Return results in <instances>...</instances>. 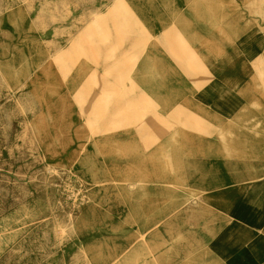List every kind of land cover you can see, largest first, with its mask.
Listing matches in <instances>:
<instances>
[{"label": "crops", "instance_id": "0c3cea01", "mask_svg": "<svg viewBox=\"0 0 264 264\" xmlns=\"http://www.w3.org/2000/svg\"><path fill=\"white\" fill-rule=\"evenodd\" d=\"M41 1L36 13L50 10L43 39L59 48L42 78L73 96L83 135L115 151L100 160L104 183L123 191L115 203L130 206L138 231L147 206L158 236L175 222L194 237L202 222L187 208L208 201L235 214L216 243L225 264H264V199L245 196L246 184L207 189L198 177L218 158L264 162V0ZM199 189L207 197L191 196ZM173 205L182 212H158Z\"/></svg>", "mask_w": 264, "mask_h": 264}, {"label": "rangeland", "instance_id": "374dc122", "mask_svg": "<svg viewBox=\"0 0 264 264\" xmlns=\"http://www.w3.org/2000/svg\"><path fill=\"white\" fill-rule=\"evenodd\" d=\"M41 2L0 0V7L7 4L10 12H24L29 24L50 35V23L42 22L50 10L36 13ZM51 40L49 36L41 41L49 50L43 62L48 58L58 65L59 48ZM69 101L73 102L72 95ZM79 104L82 107L81 96ZM41 109L24 85L11 88L0 75V264H151L139 223L125 218L130 217V206H117L115 199L105 204L93 200L89 193L104 196L102 191L107 190L97 188L105 183H90L81 168L55 161L50 148L36 137L33 126ZM86 126L87 132L83 125H75V130L81 127L88 134ZM91 133L96 134L97 128ZM105 219L107 226H103ZM119 235L128 239L124 247H105L108 240L118 243Z\"/></svg>", "mask_w": 264, "mask_h": 264}, {"label": "bare ground", "instance_id": "6f19581e", "mask_svg": "<svg viewBox=\"0 0 264 264\" xmlns=\"http://www.w3.org/2000/svg\"><path fill=\"white\" fill-rule=\"evenodd\" d=\"M1 7L0 75L11 88H19L24 85L39 109L40 106L42 107L43 110L41 109L36 115L37 120L33 126L36 137H40L43 145L50 148L55 161L60 160L65 167L74 164L75 167H79L84 173H87L88 182L102 183L106 181L107 172L101 167L100 160L107 156H113L115 151L108 152L104 140L97 137L96 139L85 137L81 127L75 130L73 102L69 101L71 96L67 93H64L62 97L58 95L57 89L50 87L52 82L50 75L47 77V87H44L42 74L51 65L48 58L45 63L43 62V58L49 51L47 47L45 49L41 45L46 33L33 23L29 24L24 12L18 10L10 12L6 9L7 4H1ZM52 90L54 91L52 92ZM202 171L207 175L200 176L199 174L201 187L207 186L208 189L212 185L219 187L229 184L240 186L246 184L248 189L244 192L245 196L251 197V199H264V162L239 158H218L211 164L200 166L199 173ZM97 189L107 190V192L102 191L104 196L96 197L93 191L89 193L93 200L100 201L101 204L109 203L113 199L116 202L119 197L115 193L123 192L107 189L103 184ZM199 190L202 191H194L191 196L193 198L207 197L208 194L204 191L206 189ZM124 193L123 198L129 199L132 196V193L128 194L129 191H124ZM143 196L148 197L147 190L143 191ZM202 202L203 204L198 207L187 208V215L190 219L192 216H197L202 222L192 239L185 237L183 226L175 224V222L169 223L167 231L163 232L167 234L166 237L158 236L161 235V228L154 227L156 223H150L153 217L150 212H153V207L141 206L137 209L139 217H145L148 213L147 223L142 226V234L146 237V254L152 257L153 264H225V249L216 247V243L222 241V237L219 235L222 233V229L230 228L235 214L218 211L216 207L207 205L208 201ZM157 209L161 214H169L173 211L182 212L179 205L162 206ZM262 214L261 221L264 220V213ZM125 218L131 221L128 215ZM106 220L103 222V226L108 225ZM73 226L74 228L78 227L77 224ZM109 227L116 230L114 224ZM117 239L118 243L108 240L105 247H124L128 243V239L121 235ZM96 250H98L97 245L94 247V252ZM193 251L198 252L195 257H193ZM88 253L90 252L88 251ZM128 258L129 256L125 259L126 262ZM103 259H105V255ZM106 261L110 262L111 258L106 257Z\"/></svg>", "mask_w": 264, "mask_h": 264}]
</instances>
